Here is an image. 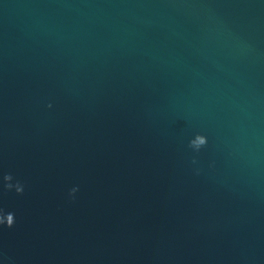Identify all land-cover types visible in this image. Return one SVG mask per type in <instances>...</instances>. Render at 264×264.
<instances>
[{
    "label": "water",
    "instance_id": "water-1",
    "mask_svg": "<svg viewBox=\"0 0 264 264\" xmlns=\"http://www.w3.org/2000/svg\"><path fill=\"white\" fill-rule=\"evenodd\" d=\"M0 264H264V0H0Z\"/></svg>",
    "mask_w": 264,
    "mask_h": 264
}]
</instances>
